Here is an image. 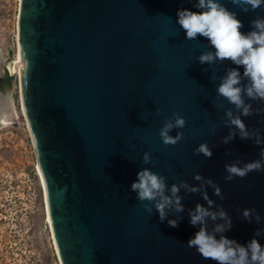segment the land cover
Returning a JSON list of instances; mask_svg holds the SVG:
<instances>
[{"label": "water", "instance_id": "95a60500", "mask_svg": "<svg viewBox=\"0 0 264 264\" xmlns=\"http://www.w3.org/2000/svg\"><path fill=\"white\" fill-rule=\"evenodd\" d=\"M196 2L20 0L22 105L61 264H216L186 246L198 231L188 209L207 206L201 195L181 190L185 211L161 222L159 213H146L130 190L145 167L166 176L169 187L180 180L198 185L196 173L212 179L224 199L208 188L210 198L232 218L224 235L241 245L253 238L264 245V235H255L264 230V171L224 179L225 164L260 159L264 145L239 135L221 143L229 129L222 122L224 109L216 105L233 106L216 99L220 81L210 76L215 71L223 77L227 68L237 66L197 60L214 49L206 47L204 37L186 39L177 23L178 10L200 11ZM220 2L237 13L244 33L251 30V20L264 17V8L244 13L230 0ZM238 70L243 74L242 67ZM16 77L9 74L0 81ZM247 102L264 108V103ZM173 112L187 123L170 135L183 131L184 139L165 146L158 131ZM242 119L264 136V113ZM213 124L219 125L215 132ZM205 142L213 151L210 159L194 154ZM146 151L155 167L141 162ZM246 208L255 209L261 222L245 220ZM176 215L183 219L172 228L168 219ZM208 223L211 230L213 222Z\"/></svg>", "mask_w": 264, "mask_h": 264}, {"label": "clouds", "instance_id": "9594fccd", "mask_svg": "<svg viewBox=\"0 0 264 264\" xmlns=\"http://www.w3.org/2000/svg\"><path fill=\"white\" fill-rule=\"evenodd\" d=\"M230 2L244 13L264 8V0ZM194 6L200 11L178 10L177 23L186 33V39L196 40L198 37H204L209 42L206 47L214 49L201 52L197 57L199 63L215 65L230 61L237 66L227 68L223 77H219L215 71L210 76L212 81H220L216 89V99L223 98L235 109L234 111L233 108H225L223 103L216 105L217 108L224 109L222 122L229 129L228 135L221 139V143L228 144L239 135L241 140H251L258 146L264 145L261 131L250 130L242 119L264 113V108L254 109L252 103L247 102L264 103V17L257 16L251 20V30L244 33L241 31L244 27L243 22L238 19L237 13L229 10L220 0H197ZM240 67L243 68V74L238 70ZM156 115H162V110L156 109ZM186 123V119L176 112L170 117H165L158 131L163 145L175 146L183 140V131H177L175 136L170 133L185 128ZM211 127L215 132L219 125L213 124ZM194 154H202L210 159L213 151L205 142L195 148ZM225 155L231 153L226 152ZM259 156L260 159L251 162L245 163L237 159L234 163L225 164L227 173L225 181L230 182L235 177L242 179L254 171H264V148H261ZM141 162L144 165L156 166V162L147 151L143 153ZM193 179L199 184L193 185L186 180H180L169 187L166 176L145 167L137 173V179L131 184L130 190L137 194L136 199L143 204L146 213L151 215L153 209L159 213L161 222L170 214L185 211L181 190L186 194L199 193L207 206L197 203L194 209H188L189 222L194 227L198 226V231L188 240L186 246L195 248L203 259L215 261L216 264H264V245L257 239L253 238L247 245H241L224 235L232 228V218L222 206L210 198L207 191L211 188L213 195L223 200L221 188L212 179H206L199 173H196ZM242 216L248 222L255 219L260 223L262 219L255 209H243ZM182 219L183 216L176 215L175 219H168V225L175 228ZM209 220L213 222L211 230ZM255 235L257 237L264 235V230L257 229Z\"/></svg>", "mask_w": 264, "mask_h": 264}, {"label": "rangeland", "instance_id": "374dc122", "mask_svg": "<svg viewBox=\"0 0 264 264\" xmlns=\"http://www.w3.org/2000/svg\"><path fill=\"white\" fill-rule=\"evenodd\" d=\"M19 8L20 0H0V77L9 75V64L18 55ZM19 76L0 86L6 121L0 126V264H61Z\"/></svg>", "mask_w": 264, "mask_h": 264}, {"label": "bare ground", "instance_id": "6f19581e", "mask_svg": "<svg viewBox=\"0 0 264 264\" xmlns=\"http://www.w3.org/2000/svg\"><path fill=\"white\" fill-rule=\"evenodd\" d=\"M18 55H19V44H18ZM18 55H17L16 60L13 61L12 63H10L9 64V67H8L10 73L11 74H16V76H18V74L20 75V65H19ZM19 78L21 79V76H19ZM4 108H5V104H3V102H1L0 103V126L6 124V121H5V113L3 112ZM23 109H24V106H23ZM37 171H38V175L40 177V180H41V183H42V187H43V190H44L43 181H42V178H41L39 169H38V163H37ZM44 195H45V190H44ZM45 203H46L47 221H48V223L50 225L51 233H52V236H53V239H54V235H53V231H52V226H51V222H50V218H49V214H48V209H47L46 196H45ZM54 243H55V240H54ZM55 246H56V243H55ZM56 249H57V247H56Z\"/></svg>", "mask_w": 264, "mask_h": 264}, {"label": "flooded vegetation", "instance_id": "af4514ba", "mask_svg": "<svg viewBox=\"0 0 264 264\" xmlns=\"http://www.w3.org/2000/svg\"><path fill=\"white\" fill-rule=\"evenodd\" d=\"M2 82H5V81H0V86H2V84H1ZM5 83L7 84L8 82H5Z\"/></svg>", "mask_w": 264, "mask_h": 264}, {"label": "trees", "instance_id": "16d2710c", "mask_svg": "<svg viewBox=\"0 0 264 264\" xmlns=\"http://www.w3.org/2000/svg\"><path fill=\"white\" fill-rule=\"evenodd\" d=\"M8 83H9V82H8ZM8 83H7V84H8ZM1 84L3 85V84H6V83H5V82H2Z\"/></svg>", "mask_w": 264, "mask_h": 264}, {"label": "built area", "instance_id": "2783aa9c", "mask_svg": "<svg viewBox=\"0 0 264 264\" xmlns=\"http://www.w3.org/2000/svg\"><path fill=\"white\" fill-rule=\"evenodd\" d=\"M9 74H11L10 71H9Z\"/></svg>", "mask_w": 264, "mask_h": 264}]
</instances>
